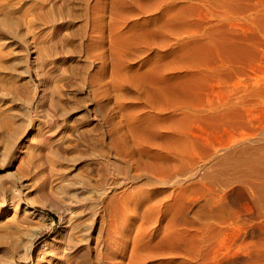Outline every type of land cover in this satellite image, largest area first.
Wrapping results in <instances>:
<instances>
[{
  "label": "bare ground",
  "instance_id": "bare-ground-1",
  "mask_svg": "<svg viewBox=\"0 0 264 264\" xmlns=\"http://www.w3.org/2000/svg\"><path fill=\"white\" fill-rule=\"evenodd\" d=\"M6 6V0H0L1 44L5 42L4 35L14 32L3 18ZM255 20L252 19L254 23ZM118 23H111V27ZM37 38L34 32L30 40L36 44ZM93 41L97 46L87 47L86 55L102 63L89 73L86 85L80 89L76 88L82 76L79 66L69 70L60 64L61 58L48 53L40 73L45 82L42 92L29 96L25 88L20 90L29 117L22 129L16 123L14 107L4 101L10 95L6 57L11 54L0 50V115H5L3 121L0 119V171L6 167V173L0 175V210L10 205L16 215L0 237V252L7 253L9 246L18 242L20 233H24L23 228L36 222L37 215L29 210V205L18 211L23 194L19 187L33 188L28 182L34 168L46 173V168L36 165L45 142L51 141L50 148L53 146L63 159L76 149L82 134L78 124L87 118L82 116L83 112L89 110L72 109L71 104L72 100L83 103L88 98L97 101L100 115L111 127L109 148L98 147L119 179L108 175L99 179L97 183L103 190L89 188L85 179L76 174L68 178V174L57 173L58 176L40 183L39 191L43 195L57 194L65 199L67 213L62 217L59 232L48 240L50 249L46 258L38 264H264V126L252 134L238 128L237 123V128H228L233 125V118H237L233 116L235 109L240 104L247 105V90L228 89L236 96L226 92L230 94L224 97H228L226 100L215 103L209 100L212 104L206 102L208 108L200 99L196 105L187 100V105H183L184 93L176 76L170 82L165 80L164 71L149 68L144 73L146 79L135 77L127 72L131 61L112 36L108 46L104 37ZM98 49L100 52L95 53ZM235 49L238 51L241 46ZM35 54L32 48L31 55ZM110 83L133 88L139 94L135 98L137 102L131 106L111 99L103 103L100 96ZM259 87L254 94L262 92ZM116 103L121 110L110 113L112 104ZM190 110L202 115L200 118H205L207 113L213 127L222 128L221 135L224 132L227 138L232 139L231 135L236 138L224 143L220 140L217 145L209 142L203 153L196 149L190 156L184 130ZM242 121L238 122L245 125ZM129 139L137 144V158L126 146ZM88 140L95 145L101 141L95 131H89ZM103 171L107 173L105 168ZM127 184H134L129 203L130 221L117 230L113 214L125 199H113L116 194H111ZM53 225L51 220L49 228ZM42 232L40 227L27 236L23 245L28 258L33 257L35 242Z\"/></svg>",
  "mask_w": 264,
  "mask_h": 264
},
{
  "label": "rangeland",
  "instance_id": "rangeland-1",
  "mask_svg": "<svg viewBox=\"0 0 264 264\" xmlns=\"http://www.w3.org/2000/svg\"><path fill=\"white\" fill-rule=\"evenodd\" d=\"M6 5L7 13L3 18L9 22L14 32L7 35L8 37L4 35L2 39L5 42H2L3 45L0 43V50L5 51L6 55L11 54L6 57L10 95L5 97L4 101L14 107L16 123L21 129L26 126L29 117L25 98L20 90L25 88L29 96L42 92L45 82L40 73L43 71L44 59L48 53L53 52L61 58L60 64L69 67V70L79 66L82 76L77 81L76 88L80 89L86 85L89 73L95 72L102 63L99 59L95 60L86 55L87 47L97 46L93 40L99 37H104L108 46L110 36L115 39L126 59L131 61V67L127 69L129 74L144 80L147 77L144 73L149 68L161 69L167 75L165 80L172 82V78L176 76L175 78L181 81L179 83L184 93L181 95L183 105H187V101L191 105H196L197 99H200L207 108L212 99L213 103L226 100L230 95L228 93L232 92L228 89L233 88L232 90L236 91L244 88L249 96L245 102L249 104L243 106L240 104L235 109L233 116L237 118H233V125L228 128H237L238 125V128L245 130L244 132L252 134L264 126V0H6ZM252 19H256L255 23ZM115 22H119L118 25L111 27V23ZM34 32L38 37L36 44L30 40ZM233 45H239V48L241 46V49H238L239 53L235 49L238 47ZM32 48L36 51L35 55H31ZM97 51L95 53L100 52L99 49ZM241 51H246V54L243 55ZM240 53L246 58L244 59ZM235 56L241 57L243 61ZM68 76L71 77V73H68ZM110 80L109 74L108 81ZM115 85L110 83L100 96L103 97V103L107 104L109 99L113 102L118 100L127 106L137 102L135 98L139 94L133 88L123 87L121 83L120 86ZM198 85L200 87H197ZM125 87L128 88L121 90ZM258 87L262 88V92L258 93L262 97L254 94L255 88ZM234 91L232 93L235 95ZM234 95L232 98H235ZM225 96L228 97L224 98ZM87 99L83 103L72 100L71 104L72 109L80 107L89 110L83 112L82 116L87 118L78 124L82 134L76 142V149L63 159L53 146L50 148L51 141L45 142L43 152L40 154L41 160L37 159L36 165L41 164L47 169L46 173L42 169L34 168L28 182L33 188L24 190L19 187L23 194L20 196L18 211L25 210L29 205L31 207L29 210L37 215L36 222L23 228L24 233L21 231L18 236V244L9 246L7 253L0 252V264H38L46 258L50 249L48 240L59 232L62 217L67 213L66 201L57 194L43 195L39 191L41 182L53 175L58 176L57 173L68 174V178L76 174L85 179L89 188L99 190L101 185H98L97 181L105 175L119 179L113 175L112 167L107 166L108 162H105L107 158L98 147L105 145L107 149L109 148L111 127L100 115L97 101ZM206 100H210L209 103ZM111 110L110 113H113V110L117 113L121 110L120 105L112 104ZM244 112L247 113L243 114ZM193 113V110L187 112L184 120L190 156L194 155L196 149L197 151L201 149L199 153H203L209 142L210 145H217L222 140V143L230 141L231 137L227 138L228 134L223 132L221 135L222 128L215 129L210 120H207V113L204 115H207L205 118L202 117L204 120L200 118L202 115ZM4 117L5 115H0L1 121ZM35 120L37 121L36 118ZM89 131L98 132L101 141H97L96 145L88 140ZM231 136V140L236 138L235 135ZM126 146L134 151L137 158V144L129 139ZM36 152H39V146ZM5 168L1 169L0 175L6 173ZM103 168L106 169V174ZM127 185L114 190L111 194H116L113 199L117 197H122V201L125 199V203L121 202L113 214L117 230L128 225L130 221L129 203L134 184ZM100 190H103V187ZM15 217L13 206L6 205L1 208L0 237L6 231V227L13 223ZM51 220H54V225L49 228ZM40 227L43 232L35 242L33 257L28 258L23 244L27 236Z\"/></svg>",
  "mask_w": 264,
  "mask_h": 264
}]
</instances>
